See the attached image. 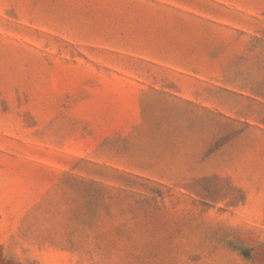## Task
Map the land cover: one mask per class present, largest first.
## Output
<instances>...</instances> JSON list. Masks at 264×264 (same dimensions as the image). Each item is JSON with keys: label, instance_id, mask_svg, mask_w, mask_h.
<instances>
[{"label": "rangeland", "instance_id": "obj_1", "mask_svg": "<svg viewBox=\"0 0 264 264\" xmlns=\"http://www.w3.org/2000/svg\"><path fill=\"white\" fill-rule=\"evenodd\" d=\"M0 264H264V0H0Z\"/></svg>", "mask_w": 264, "mask_h": 264}]
</instances>
